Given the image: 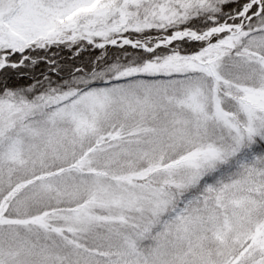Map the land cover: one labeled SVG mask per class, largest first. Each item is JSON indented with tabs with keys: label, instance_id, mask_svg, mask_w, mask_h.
I'll use <instances>...</instances> for the list:
<instances>
[{
	"label": "snow or ice",
	"instance_id": "obj_1",
	"mask_svg": "<svg viewBox=\"0 0 264 264\" xmlns=\"http://www.w3.org/2000/svg\"><path fill=\"white\" fill-rule=\"evenodd\" d=\"M0 264H264V0H0Z\"/></svg>",
	"mask_w": 264,
	"mask_h": 264
}]
</instances>
